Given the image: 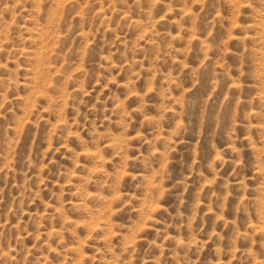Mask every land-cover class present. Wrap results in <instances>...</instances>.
I'll return each instance as SVG.
<instances>
[{"label": "rangeland", "instance_id": "rangeland-1", "mask_svg": "<svg viewBox=\"0 0 264 264\" xmlns=\"http://www.w3.org/2000/svg\"><path fill=\"white\" fill-rule=\"evenodd\" d=\"M0 264H264V0H0Z\"/></svg>", "mask_w": 264, "mask_h": 264}]
</instances>
